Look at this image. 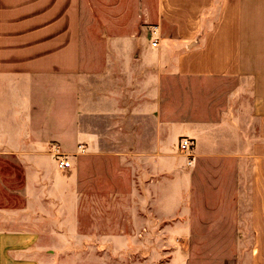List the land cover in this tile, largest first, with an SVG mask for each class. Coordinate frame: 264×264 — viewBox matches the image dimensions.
I'll use <instances>...</instances> for the list:
<instances>
[{
	"label": "rangeland",
	"instance_id": "374dc122",
	"mask_svg": "<svg viewBox=\"0 0 264 264\" xmlns=\"http://www.w3.org/2000/svg\"><path fill=\"white\" fill-rule=\"evenodd\" d=\"M103 10L101 0L84 3L89 26L83 30V58L88 42L133 32L115 28L125 17ZM135 33L152 43L156 37L147 29ZM169 48L172 133L155 155L137 156L138 149H154L152 135L141 132L151 129L155 103L144 110L148 100L142 97L141 132L126 140L117 128L123 112L105 110L112 105L102 102L108 94L102 93L100 74L91 79L83 70L75 77L1 79L0 222L18 240L6 246L10 259L18 264H252L248 189L236 173L239 163L195 154L190 165L180 146L187 139L196 153L197 134L191 137L183 129L197 127V95L195 107L189 101L188 117L180 109L182 89L196 82L176 75L178 47ZM92 49L103 52L101 46ZM95 64L99 69L102 63ZM234 82L218 88L226 95ZM15 88L24 90V105L21 93H10ZM212 94L202 106H212ZM147 115L151 120L145 122ZM60 159L70 167L61 169Z\"/></svg>",
	"mask_w": 264,
	"mask_h": 264
},
{
	"label": "crops",
	"instance_id": "0c3cea01",
	"mask_svg": "<svg viewBox=\"0 0 264 264\" xmlns=\"http://www.w3.org/2000/svg\"><path fill=\"white\" fill-rule=\"evenodd\" d=\"M89 1L0 0V89L2 78L75 77L83 70L91 79L100 74L102 93L108 94V101L102 102L112 105L105 110L123 112L117 128L126 140L140 131L142 97L148 100L144 110L155 103L151 129L140 131L152 135L154 149H138L137 156L155 155L163 137L172 133L167 117L173 109V74L167 63L169 47L177 44L176 75L196 82L182 89L181 115L188 117L185 112L192 109L189 101L195 107L196 94L195 114L200 119L195 131L184 128V134H197L194 156L239 163L236 173L248 189L251 262L264 264V0H101L104 12L125 17L115 28L133 32L100 43L87 40L83 58V30L89 26L84 25L83 6ZM139 28L155 30L158 45L137 39ZM94 46L103 52L92 53ZM96 62L102 63L99 69ZM225 81H235L226 95L218 88ZM16 90L24 105V90L10 93ZM210 94L212 106H202L209 103ZM146 117L145 122L151 120ZM14 236L0 222V264H18L6 250L9 242L18 241Z\"/></svg>",
	"mask_w": 264,
	"mask_h": 264
},
{
	"label": "built area",
	"instance_id": "2783aa9c",
	"mask_svg": "<svg viewBox=\"0 0 264 264\" xmlns=\"http://www.w3.org/2000/svg\"><path fill=\"white\" fill-rule=\"evenodd\" d=\"M152 35L156 36L155 30H152ZM152 45L156 47L158 45V39H155ZM181 148L186 153L187 157L190 158L189 164L192 165L194 157L192 143L189 140L184 139L181 143ZM59 167L61 169H68L70 167V162L66 159H60Z\"/></svg>",
	"mask_w": 264,
	"mask_h": 264
}]
</instances>
